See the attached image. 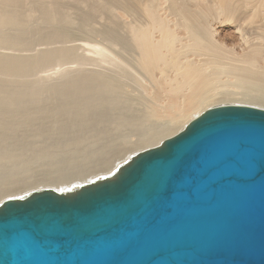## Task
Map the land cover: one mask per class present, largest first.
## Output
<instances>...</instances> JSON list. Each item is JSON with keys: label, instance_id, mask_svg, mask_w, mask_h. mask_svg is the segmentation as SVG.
I'll list each match as a JSON object with an SVG mask.
<instances>
[{"label": "bare ground", "instance_id": "6f19581e", "mask_svg": "<svg viewBox=\"0 0 264 264\" xmlns=\"http://www.w3.org/2000/svg\"><path fill=\"white\" fill-rule=\"evenodd\" d=\"M261 5L0 0V206L114 180L214 106L264 109V37L236 52L213 26Z\"/></svg>", "mask_w": 264, "mask_h": 264}, {"label": "water", "instance_id": "95a60500", "mask_svg": "<svg viewBox=\"0 0 264 264\" xmlns=\"http://www.w3.org/2000/svg\"><path fill=\"white\" fill-rule=\"evenodd\" d=\"M0 264H264V109L210 108L114 180L5 201Z\"/></svg>", "mask_w": 264, "mask_h": 264}, {"label": "rangeland", "instance_id": "374dc122", "mask_svg": "<svg viewBox=\"0 0 264 264\" xmlns=\"http://www.w3.org/2000/svg\"><path fill=\"white\" fill-rule=\"evenodd\" d=\"M247 9H250V7H247ZM259 9V17H256L252 20L247 19L243 23L238 24H235L231 21H224L221 24H214L213 26L216 32L215 38L220 43H223L229 47H233L234 50L238 52L244 43L242 36H244L245 33L246 36H249V38H253L254 40H258L259 36L264 37V5H261ZM217 18L221 19L222 17L219 16ZM237 25L240 26L242 30L236 28Z\"/></svg>", "mask_w": 264, "mask_h": 264}]
</instances>
